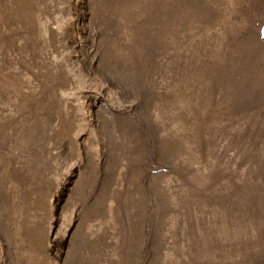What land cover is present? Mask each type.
I'll use <instances>...</instances> for the list:
<instances>
[{"label": "rangeland", "instance_id": "obj_1", "mask_svg": "<svg viewBox=\"0 0 264 264\" xmlns=\"http://www.w3.org/2000/svg\"><path fill=\"white\" fill-rule=\"evenodd\" d=\"M0 264H264V0H0Z\"/></svg>", "mask_w": 264, "mask_h": 264}]
</instances>
